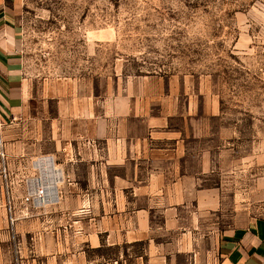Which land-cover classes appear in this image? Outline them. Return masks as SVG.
I'll list each match as a JSON object with an SVG mask.
<instances>
[{"label":"rangeland","instance_id":"374dc122","mask_svg":"<svg viewBox=\"0 0 264 264\" xmlns=\"http://www.w3.org/2000/svg\"><path fill=\"white\" fill-rule=\"evenodd\" d=\"M21 29L38 84L16 116L0 105V174L10 180L0 214L5 264L167 263L150 255L164 252L155 241L172 233L161 215L140 210L147 198L129 188L119 195L118 165L95 167L90 181L83 164L61 167L54 157L58 175L35 165L51 157L49 134L61 130V92L86 94L80 105L112 113L121 91L128 108L135 101L155 114L184 110L189 98L191 110L207 112L200 131L205 123L211 163L201 183L218 190L202 219L225 230L264 215V0H25ZM143 119L144 128L179 124L174 115ZM40 177L56 193L26 200Z\"/></svg>","mask_w":264,"mask_h":264},{"label":"crops","instance_id":"0c3cea01","mask_svg":"<svg viewBox=\"0 0 264 264\" xmlns=\"http://www.w3.org/2000/svg\"><path fill=\"white\" fill-rule=\"evenodd\" d=\"M24 8L25 0H0V105L13 117L24 111L38 84L28 71L20 37ZM57 97L61 130L56 138L49 134L53 139L49 155L57 157L55 163L61 167L85 165L87 181L95 167L118 165L113 181L118 182L119 195H126L129 188L136 198H147L140 210L161 215L160 227L172 233L155 241L166 247L164 252L151 254V259L165 255L166 264H264V215L245 218L225 230L217 229L216 221L202 219V209L215 206L218 191L201 183L211 163L206 138L201 139L207 134L205 123L200 131L206 109L191 110L188 98L184 110L163 109L155 114L140 110L135 101L128 108L126 91H121L119 109L112 113L89 108L84 102L80 105V97L86 94L61 92ZM92 105H96L94 100ZM211 114L219 115V110ZM173 115L179 116L174 129L166 124L156 127L153 122L144 128V116ZM192 120H198V128L190 126ZM6 149L9 156L11 148ZM8 181L9 177L0 174V214L6 209ZM162 198L171 200L164 206L159 204ZM0 264H5L1 258Z\"/></svg>","mask_w":264,"mask_h":264},{"label":"built area","instance_id":"2783aa9c","mask_svg":"<svg viewBox=\"0 0 264 264\" xmlns=\"http://www.w3.org/2000/svg\"><path fill=\"white\" fill-rule=\"evenodd\" d=\"M54 160V159H53ZM52 169H54L56 172L55 174L58 175L61 174L60 167L57 166V164L54 162L52 164ZM48 184L44 181V177H40L34 182L26 192L25 198L26 200H36V201H45L49 199L51 196L48 191Z\"/></svg>","mask_w":264,"mask_h":264},{"label":"bare ground","instance_id":"6f19581e","mask_svg":"<svg viewBox=\"0 0 264 264\" xmlns=\"http://www.w3.org/2000/svg\"><path fill=\"white\" fill-rule=\"evenodd\" d=\"M52 160V157L46 156L35 161V165H37L38 167L42 166V169L45 170L49 175H51L50 173L53 174V171L56 172L54 169H52V164H54ZM47 186L50 195H54L56 193L55 184L52 181H49V184Z\"/></svg>","mask_w":264,"mask_h":264}]
</instances>
